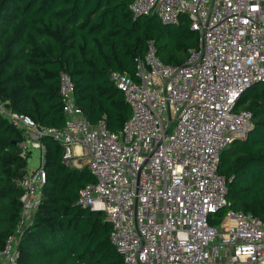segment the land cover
Listing matches in <instances>:
<instances>
[{"label": "built area", "instance_id": "1", "mask_svg": "<svg viewBox=\"0 0 264 264\" xmlns=\"http://www.w3.org/2000/svg\"><path fill=\"white\" fill-rule=\"evenodd\" d=\"M129 10L168 25L186 19L198 44L175 66L149 40L134 60L136 80L110 73L130 109L117 133L104 120L88 121L66 72L59 75L62 127H39L1 101L0 115L22 131L23 154L43 153L41 139L52 137L66 165L88 167L95 181L80 190L78 204L105 213L123 264H264V221L229 207L218 172L220 153L253 127L251 112L236 104L264 82V0H131ZM45 182L41 166L17 182L22 220L0 249L5 264H18L16 241ZM215 214L226 225L210 224Z\"/></svg>", "mask_w": 264, "mask_h": 264}, {"label": "trees", "instance_id": "2", "mask_svg": "<svg viewBox=\"0 0 264 264\" xmlns=\"http://www.w3.org/2000/svg\"><path fill=\"white\" fill-rule=\"evenodd\" d=\"M131 0H0V101L7 110L39 127L64 123L59 75L74 84L76 105L92 124L104 120L117 133L130 116L111 72L136 80L134 60L153 40L167 65L179 66L197 48L198 35L182 19L161 23L155 16L134 17ZM253 117L243 140L220 153L218 172L227 182L234 211L264 221V82L252 85L236 104ZM22 131L0 115V249L22 220V189L27 170ZM46 172L43 195L32 222L16 241L18 264H123L110 241L104 212L82 208L80 190L95 181L86 165H66L62 147L43 137ZM225 209L219 213H223Z\"/></svg>", "mask_w": 264, "mask_h": 264}, {"label": "rangeland", "instance_id": "3", "mask_svg": "<svg viewBox=\"0 0 264 264\" xmlns=\"http://www.w3.org/2000/svg\"><path fill=\"white\" fill-rule=\"evenodd\" d=\"M240 108H244V107H240ZM42 157H43V153H41V151L32 149L30 151L29 157L27 158V170L29 171V170H34L35 168H37L40 162L42 161ZM226 222L227 221L224 215L215 214L210 219V224L215 225V226H224L226 225Z\"/></svg>", "mask_w": 264, "mask_h": 264}, {"label": "crops", "instance_id": "4", "mask_svg": "<svg viewBox=\"0 0 264 264\" xmlns=\"http://www.w3.org/2000/svg\"><path fill=\"white\" fill-rule=\"evenodd\" d=\"M78 148H75L77 150ZM30 153V152H29ZM41 157V156H40ZM0 264H5L3 260H0Z\"/></svg>", "mask_w": 264, "mask_h": 264}, {"label": "water", "instance_id": "5", "mask_svg": "<svg viewBox=\"0 0 264 264\" xmlns=\"http://www.w3.org/2000/svg\"><path fill=\"white\" fill-rule=\"evenodd\" d=\"M236 141V140H235Z\"/></svg>", "mask_w": 264, "mask_h": 264}]
</instances>
